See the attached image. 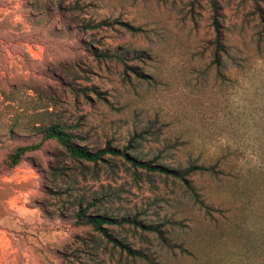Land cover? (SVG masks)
Wrapping results in <instances>:
<instances>
[{"label": "rangeland", "instance_id": "1", "mask_svg": "<svg viewBox=\"0 0 264 264\" xmlns=\"http://www.w3.org/2000/svg\"><path fill=\"white\" fill-rule=\"evenodd\" d=\"M213 1L217 54L211 0H0V264H264V0ZM54 123L92 150L207 169L185 183L53 139L9 164ZM81 208L157 231L106 237Z\"/></svg>", "mask_w": 264, "mask_h": 264}, {"label": "trees", "instance_id": "2", "mask_svg": "<svg viewBox=\"0 0 264 264\" xmlns=\"http://www.w3.org/2000/svg\"><path fill=\"white\" fill-rule=\"evenodd\" d=\"M255 3H257L259 0H254ZM211 6L214 10V18H213V24L214 28L216 31V43H215V54L218 53V51L222 50L223 47L221 48V44L219 39H221V34H220V29H219V23H218V11H217V6L215 1L211 0ZM108 23L106 21H100L97 22L93 25L86 23L87 28H100L103 25H107ZM122 24L125 28L134 30L132 26H130L127 23H120ZM214 54V55H215ZM93 55L96 57L102 59V60H117L120 62H123V59H121V56L118 55V53L115 52H108V51H93ZM138 57L140 59L143 58V55L138 54ZM218 59L215 57V62H217ZM141 137V135H140ZM53 139L55 140L63 149L64 151L72 158L75 159H82L86 161H91L96 163L97 161H102L104 160V155L105 154H113V155H122L125 159L130 161V163L133 166L141 167L146 170H151V171H158L160 173L166 174V175H171L175 178L180 179L181 181L187 183L186 176L189 175L190 172L197 170V169H207L204 167V165L200 166H195L191 165L184 170H179V169H174V168H169L165 165L162 164H153L152 161H142V160H137L134 157L130 156L125 150H119L116 148L112 147H104L101 149L97 150H92L86 147L85 145L79 144L74 140V136L72 133L66 131L60 124L54 123L49 125L45 129V133L41 140L36 143H32L30 145H24V146H19L17 147L10 155V161L9 164L15 165L19 162L20 157L26 152V151H31L35 150L40 147L41 143L45 140ZM76 220L75 223L78 225H89L91 228H93L96 231L101 232L104 236L110 237L109 233L107 232L106 228L104 225H113V224H124V223H129L136 225L137 227H140L141 229L145 230H154L157 231L156 229L152 228L149 225H144L143 223L139 222L136 220V218H113L109 217L104 214H99V213H87L86 208H81L77 211L76 215ZM180 248V247H179ZM126 251L128 253H132L131 250L126 247Z\"/></svg>", "mask_w": 264, "mask_h": 264}]
</instances>
